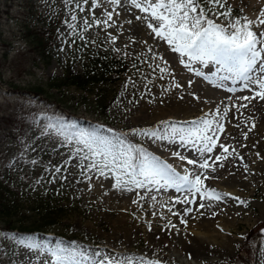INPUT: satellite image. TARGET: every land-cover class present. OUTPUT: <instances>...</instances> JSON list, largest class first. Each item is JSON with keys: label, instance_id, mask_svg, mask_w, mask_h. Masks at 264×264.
I'll list each match as a JSON object with an SVG mask.
<instances>
[{"label": "rangeland", "instance_id": "rangeland-1", "mask_svg": "<svg viewBox=\"0 0 264 264\" xmlns=\"http://www.w3.org/2000/svg\"><path fill=\"white\" fill-rule=\"evenodd\" d=\"M198 2V12L204 9L206 18L225 27L227 32L233 31L230 25L237 19L243 25L247 17L257 21L252 31L258 36L264 33V25L258 23L264 0H222L223 7L206 4L204 0ZM35 3L37 8L32 6ZM229 9L230 16L221 15ZM57 11H61L55 29L57 40L49 55L43 56L29 30L47 29L44 15ZM105 20L107 25L96 23ZM149 23L155 25V19L136 8L132 0H120L118 4L111 0H0V201L5 198L17 202L12 208L13 214L8 215L13 216L18 226L37 224L34 212L40 205L50 203L58 211L55 223H41L46 228L21 230L6 226L9 216L0 205V264H56L55 256L46 249L55 250L57 246L68 253H78V264H184L173 253L177 247L191 256L192 264H234L248 232L264 222V165L242 168L235 175L212 167L222 145L232 147L223 131H217L219 140L214 141L211 152H201V141L193 145L182 142L179 136H171L173 126L193 129L187 119L184 123L180 122L181 118L170 117L162 123L157 120L145 126L135 124L140 109H148L149 114L150 109L160 107L159 101L178 90L177 85L190 88L192 78L195 80L199 73L208 75L214 87L226 95L245 90V81L216 61L190 62L187 56L170 52L172 45L157 36L148 27ZM77 34L81 40L76 44ZM93 52L124 56L128 65L91 83L85 90L75 85L64 86L63 93L71 99L75 97L72 103H59L47 94L35 95L30 91L48 78H64L68 71L88 72ZM181 66L184 72L176 77L173 71ZM165 68L167 71H161ZM260 68H264V62H258L250 75H259ZM196 84L200 88V83ZM253 94L254 91L248 96L251 98ZM87 101L93 102L94 107L85 105ZM259 101L258 97L251 99L252 103ZM100 102L106 109H101ZM95 110L98 112L92 113ZM262 114L254 110L241 122L239 132L243 137L248 134L245 128L257 127ZM144 127L147 128L144 130L156 131L157 137L169 138L162 140L134 132ZM84 140L107 141L114 151H127L132 146L134 165H139L142 159L135 149L142 148L171 165L179 175L187 174L189 179L194 180L196 176L201 179L211 173H216V177L222 175L226 181L238 179V194L224 198L217 190L224 189L227 193L230 189L214 181L205 187L215 190L209 196L219 194V200H201L203 190L197 196L187 188L178 192L164 186L163 181L161 186L148 184L137 188L122 184L117 188V173L103 168L101 175L100 166L91 167L94 159L88 158L92 154ZM181 151L195 158L197 165L184 168L168 161L172 153ZM33 160L35 164L31 163ZM205 161L210 167L200 168ZM56 167L61 170L56 172ZM168 194L173 195V203L167 201ZM185 197L194 202L176 203ZM236 197L246 203L240 204ZM200 204L205 207L199 208ZM183 206L197 212L202 209L211 216L220 212V217L215 213L213 218L218 223V243L210 242L214 236L207 230L197 229L195 220L186 227L178 226L177 215L173 213ZM193 211L187 214L191 217ZM183 229L191 235L197 230L204 236L209 234L208 253L192 256L186 247ZM256 243L259 249L252 264H264V230ZM29 244L39 247L29 248Z\"/></svg>", "mask_w": 264, "mask_h": 264}, {"label": "snow or ice", "instance_id": "snow-or-ice-1", "mask_svg": "<svg viewBox=\"0 0 264 264\" xmlns=\"http://www.w3.org/2000/svg\"><path fill=\"white\" fill-rule=\"evenodd\" d=\"M111 2L118 4L120 0H111ZM132 3L143 12L150 13L155 21H157L156 25L149 23L148 27L157 36L166 39L168 44L174 45L173 51L187 56L190 62L216 61L218 64L223 65L226 71L234 72L237 78L245 81V88H249L250 85L258 86V89L254 90L251 98L241 97V99L250 101L258 97L264 100V68H260L259 75H250L257 67L258 62H264V33H260L258 36L256 32L251 30V27L257 21L248 20L247 17H244L245 23L241 25V21L237 19L230 25L233 31L227 32L225 27L215 23L212 19H207L204 9H200L198 12L200 8L198 0H139V2L138 0H132ZM204 3L223 7L222 0H204ZM208 11H211V9H208ZM107 15L111 19L112 13L109 12ZM221 15L230 16L231 9L221 13ZM259 15L261 18L258 20V23L264 25V10ZM96 23L107 25L108 21H96ZM161 59L163 58L161 57ZM183 62L182 60L181 63ZM188 66L186 65V67ZM161 71H167V69L165 68ZM199 74L202 75V73ZM242 107H247V105H242ZM201 123L203 127L194 131L173 126L171 136H179L182 142L187 140L193 145H195L196 141H201L203 146L199 151L211 152L215 142L212 136L207 135V132L210 130L213 121L203 120ZM216 123L218 130L222 131V125H219V122ZM134 132L157 137L156 131L134 130ZM157 138L164 140L169 137L167 135H160ZM82 142L85 143V146L88 147L92 154L88 158L94 159L91 167L96 168L100 166L101 175L104 174L103 168H110L113 172L117 173L115 185L117 188L121 187L122 184L125 186L132 184L137 188H144L148 184L161 186V181H163L164 186L173 187L178 192L183 188H187L193 194L201 193L203 190L202 195L204 198H214L216 200L221 198L219 194L214 195V197L209 196V193H214L215 190L205 188L200 176H196L194 180L189 179L187 174L181 176L171 165L164 163L142 148L135 149L136 152L141 154L142 159L139 165H134L132 162L133 149L130 145L127 151L123 149L114 151L107 141L84 140ZM224 150L227 151V148ZM172 154L179 156L181 160L185 159L178 152ZM216 159H221V157L218 156ZM31 163L35 164L36 161L33 160ZM188 163L195 164L196 161L188 160ZM199 166L202 169L210 167L207 161ZM60 170L59 167L55 168L56 172ZM124 177H128V179L125 180ZM236 200L242 205L246 203L239 197H236ZM193 202V200L187 197L183 201L179 199L176 201V203L183 204H191ZM204 207V204L199 205V208ZM169 211H172V209L170 208ZM182 211L190 213L193 209L189 207ZM173 214L180 215L179 212H174ZM181 222L187 223L182 218ZM169 223L171 222L169 221ZM172 227H175V225H172ZM28 247L38 248L39 245L29 244ZM46 251L51 252L55 256L56 264H78L76 260V256L79 255L78 253H68L66 249H62L59 246L55 250L46 249ZM109 264H118V262H109Z\"/></svg>", "mask_w": 264, "mask_h": 264}, {"label": "bare ground", "instance_id": "bare-ground-1", "mask_svg": "<svg viewBox=\"0 0 264 264\" xmlns=\"http://www.w3.org/2000/svg\"><path fill=\"white\" fill-rule=\"evenodd\" d=\"M156 24L157 21H155V25ZM143 28L146 30L147 26L144 25ZM173 47L174 45L170 47V52H172ZM182 72H184V68L182 66L175 67V70L173 71L176 77H179ZM191 81L190 88H186L184 85H179L178 90L174 94H172L169 98L159 101V104H161L160 107L154 110L150 109L149 114L148 109H140L135 119V124H143V126H145L155 123L157 120L162 123V121L167 120V118L170 117V119L174 120L181 118V123H184L183 120L187 119L186 121L190 123V126H193V129L185 127V125H181L180 128L194 131L202 127L201 121L211 120L213 121V124L208 131V135L212 136L213 140L216 141L219 140L216 139L217 134H220L217 132L218 126L216 122H219V125H222L223 127L222 131L225 133V136L228 140H230V142H232V147L230 148L222 145L221 154L214 156V165H212L213 168H217L218 170L224 169L222 173L228 172L227 175H235L242 168L255 167L256 165L262 164L264 165V101L261 100L259 102L252 103L251 100L248 101L241 99V97H249L248 93L254 91L253 86L250 85L249 88H245L244 82V91L241 90L229 96L224 94L222 92L223 90L221 91L214 87V82L210 77H208V75L198 74L196 79L194 80L192 78ZM197 82L200 83V88L197 87ZM250 103H252V105ZM242 105H247V107H242ZM254 110L262 112V118H260V122L256 125L257 127H254V129L252 127L245 128L248 134L246 137H243V133L241 135L239 132L241 122L244 121L245 118L250 117ZM198 116L200 117L195 118ZM191 117L193 118L191 119ZM144 129L147 128L144 127L140 130ZM183 142L188 143L187 140ZM151 143L154 145V142ZM225 148H227V151L224 150ZM178 153H180V156H183L185 159L181 160L179 156L172 155L168 161L182 165L184 168L197 165V160L186 154L185 151ZM218 156L221 157V159H216ZM188 160H195L196 163L189 164ZM227 175L224 176L223 174V177H226ZM211 176L201 178L204 186L209 185L210 181H214L219 184L222 183L230 189L229 191H226L228 195L223 192L224 189H222V191L217 190L224 195V198L227 197L229 199L230 195L236 196L238 194V188L236 186L237 182H239L238 179L236 182H231L229 180L226 181L227 178L223 180L222 175H218L216 177V173H211ZM233 180L235 181V179ZM250 182L252 181L250 180ZM195 195L197 196L198 193ZM166 199L171 203L174 201L172 194H168ZM203 199L205 198L202 197L201 200ZM226 201L228 202L227 199ZM185 208L186 207L183 206L178 211L180 213V215L177 216L178 226L186 227L190 221L195 220L194 222L199 225L197 229L207 230L210 234H212V236H214V240H212L209 239V234L204 236L202 231L197 230L195 235H191L185 229L182 230L186 247L191 251L192 256L193 253L196 256L204 255L210 250L208 246V239L210 242H219L218 240L220 235L218 233V223L213 221L214 215L211 216L207 212L202 211V209H199V212H197V210L193 211V214H191L190 217L187 213L182 211ZM215 213L217 214L216 216L220 217V212ZM181 218L186 220L187 223H182ZM165 224L168 225V221L165 222ZM173 253H176L179 258L178 260L182 261L184 264H192V258L186 251L181 252V250L177 247Z\"/></svg>", "mask_w": 264, "mask_h": 264}, {"label": "trees", "instance_id": "trees-1", "mask_svg": "<svg viewBox=\"0 0 264 264\" xmlns=\"http://www.w3.org/2000/svg\"><path fill=\"white\" fill-rule=\"evenodd\" d=\"M33 8H37L38 4L32 5ZM36 14L41 17V13L35 10ZM60 16V17H58ZM58 17V18H57ZM61 18V11L55 12V14L46 13L44 15V20L46 21L47 29H38L37 27L31 28L29 33L33 36L36 48L40 50L43 56H48L52 46L56 42V26L58 25V19ZM81 39L79 37L75 38V42H79ZM91 68L88 72L83 74H75L72 71H68L64 78H48L44 83L31 88V92L35 95L47 94V97H53L59 103H72L75 101V97L71 99V96L63 93L62 88L64 86L75 85L78 88L85 90L91 83L100 81L105 78L109 73L120 72L127 67V60L125 57L116 54H105L101 52H93L90 57ZM54 89L56 90L54 92ZM60 92V96L57 93ZM86 99V98H85ZM90 103V104H89ZM85 105L94 107L93 102H89ZM102 110L106 109V106L102 103ZM99 110V109H98ZM98 110L92 111V113H97ZM87 111H90L89 109ZM17 202L15 200H3L0 201L1 210L8 214H13L12 208ZM35 220L37 224L33 226H23L22 224L18 226L16 220L13 216H9L6 220V226L9 228L17 227L21 230H29L31 228L37 227L42 228L41 223H46L47 221L56 222L55 219L58 217V211L54 208V205L47 203L44 206L36 207ZM38 217V219L36 218ZM264 230V222L261 225H256L247 234L244 242L239 247V252L235 261V264H252L256 253L258 252L259 246L256 243L257 238L262 236Z\"/></svg>", "mask_w": 264, "mask_h": 264}]
</instances>
